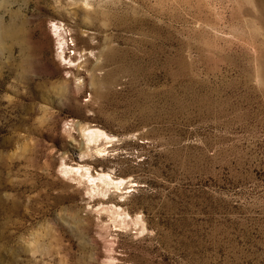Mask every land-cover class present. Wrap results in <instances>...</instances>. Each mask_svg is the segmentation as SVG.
<instances>
[{"label": "rangeland", "instance_id": "1", "mask_svg": "<svg viewBox=\"0 0 264 264\" xmlns=\"http://www.w3.org/2000/svg\"><path fill=\"white\" fill-rule=\"evenodd\" d=\"M0 264H264V0H0Z\"/></svg>", "mask_w": 264, "mask_h": 264}, {"label": "bare ground", "instance_id": "2", "mask_svg": "<svg viewBox=\"0 0 264 264\" xmlns=\"http://www.w3.org/2000/svg\"><path fill=\"white\" fill-rule=\"evenodd\" d=\"M7 31H11V30H7ZM9 33V32H8ZM8 33H6V35H10V34H8ZM5 37H9V36H5ZM16 37V33L15 34H12V35H10V38L12 39V38H14V39H16L15 38ZM19 37V36H18ZM59 37H60V39H59V42L61 43V45H63L64 47L62 48L63 50H64V48H65V44L63 43V42H61L62 40H63V35L62 34H59ZM2 38H3V35H2ZM10 39V40H11ZM4 40V39H3ZM18 39H16L15 41H17ZM89 135H90V133H89ZM91 137V136H90ZM91 138H89V140H90ZM94 139V138H93ZM92 140V139H91ZM90 140V141H91ZM99 181H100V185L102 186V187H104L105 189H108L111 185H112V183H111V181H110V179H108V178H106V177H99V178H97ZM116 187H119V186H121L122 185V183H117V184H114ZM119 218V217H118ZM119 220V219H118ZM123 220H125V219H123Z\"/></svg>", "mask_w": 264, "mask_h": 264}]
</instances>
